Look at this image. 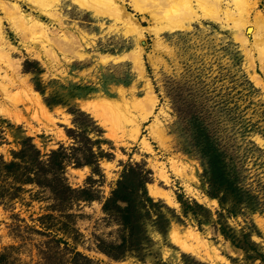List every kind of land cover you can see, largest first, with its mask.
Listing matches in <instances>:
<instances>
[{
  "label": "rangeland",
  "instance_id": "rangeland-1",
  "mask_svg": "<svg viewBox=\"0 0 264 264\" xmlns=\"http://www.w3.org/2000/svg\"><path fill=\"white\" fill-rule=\"evenodd\" d=\"M6 1L36 18L42 34L2 20L11 63L0 61V72L17 83L4 80L8 96L0 87L5 264H264V39L197 5V16L175 23L160 14L151 20V6L126 0L133 20L126 22L91 0L40 8ZM256 11L264 18V0L250 21ZM208 144L221 153L222 174L236 179L232 189L209 185L206 159L195 150ZM58 146L69 158L65 180L84 188L72 194L92 198L60 204L46 185L15 179L23 164L32 171L36 163L14 152L36 149L47 168ZM120 179L138 227L129 236L102 208Z\"/></svg>",
  "mask_w": 264,
  "mask_h": 264
},
{
  "label": "bare ground",
  "instance_id": "bare-ground-1",
  "mask_svg": "<svg viewBox=\"0 0 264 264\" xmlns=\"http://www.w3.org/2000/svg\"><path fill=\"white\" fill-rule=\"evenodd\" d=\"M35 4L37 5V7L40 8V5H44L46 2H52L53 0H34ZM88 1L89 3L91 1H93V3L97 6V7H103L104 11L102 13H106L109 16H112L113 18H119V20H125L127 21H133L131 20V14L129 12H127V10L125 9L124 3H126V0H85ZM131 5L135 6L136 8H138V3H143L144 5L147 4L149 6L152 7V9H150L148 11L149 16L151 17V20H154L156 18H159L160 15H162L161 17H165L166 20L172 18V20L180 18H188L191 17V15L197 16V12L195 11L194 5H197L198 7L202 8L205 10V12H209L210 15L213 13H217L216 15L218 16V14H222L225 13L226 17H230V19H232V21L234 22L235 25H237V27L240 28H247V30H250L251 28H253L252 30V35L255 39V41H261L264 39V18L262 17V15L259 13V11L255 12V15L253 17L254 22L250 21L249 17L251 16V12L255 11V6H256V1L257 0H228V1H224V0H128ZM49 3V4H50ZM92 3V2H91ZM52 4V3H51ZM50 4V5H51ZM49 6V5H48ZM46 7V6H45ZM95 7V9H97V11H99V8ZM47 9V8H46ZM0 10L1 13H3L2 15H0V61L1 62H5V63H11V61L9 62L8 59V54H7V47H8V41H6L4 32H3V25H2V20L3 19H7L9 21V23H11V25L19 30L20 32H35V33H40L38 35H41L42 33V24H40V22L34 18L32 15L29 14H25L20 5L17 3H10L7 2L6 0H0ZM142 11V10H141ZM202 11V10H201ZM204 13V12H203ZM51 14V13H50ZM160 14V15H159ZM206 14V13H205ZM52 15V14H51ZM159 15V17H158ZM194 16V17H195ZM220 16V15H219ZM153 18V19H152ZM220 18V17H219ZM173 20V21H174ZM179 21V20H178ZM177 21V22H178ZM175 22V21H174ZM174 22H170L171 24H174ZM253 24H252V23ZM176 23V22H175ZM249 24V25H248ZM251 24V25H250ZM170 26V25H169ZM173 26V25H171ZM137 27V25L135 26ZM172 29V28H171ZM45 30V29H44ZM38 31V32H37ZM244 31V30H243ZM30 33V35H31ZM46 33V32H45ZM34 34V33H33ZM23 36V35H22ZM47 36V35H46ZM28 37V36H27ZM33 37V36H32ZM44 37V36H43ZM25 38V37H24ZM45 38V37H44ZM41 39V37H40ZM51 39V38H50ZM58 40V39H57ZM52 43V42H51ZM61 43V42H60ZM54 44V43H53ZM57 44V43H56ZM59 44V43H58ZM71 46V45H70ZM44 47V46H43ZM9 49V48H8ZM140 50V49H139ZM54 53V52H53ZM51 54V52H50ZM47 55V54H46ZM104 55V54H103ZM123 56V55H122ZM101 57V55H100ZM103 58H105V55L102 56ZM107 57V56H106ZM120 56H111L112 60L113 59H117ZM131 57V56H130ZM262 57H264V51L262 53ZM102 58V59H103ZM109 58V57H108ZM140 60L137 58V61ZM102 61V60H101ZM139 62V61H138ZM137 62V63H138ZM136 65V64H135ZM19 67V66H18ZM135 67V66H134ZM10 68V67H9ZM7 71V70H6ZM19 72V71H18ZM4 74H1L0 72V87H1V91H3L5 93V95L10 94L9 93V89L8 86L6 85V82L4 80H6L8 83H16L15 81H13L12 79L9 78V75L7 76V74H5L6 72H3ZM141 74V73H140ZM19 81L21 83L22 86H25V88H28L29 91L31 92V87L30 85L25 81L24 78H21L19 76ZM7 83V84H8ZM10 84V85H11ZM17 84V83H16ZM149 88V87H148ZM27 89V90H28ZM26 90V89H25ZM147 90V89H146ZM23 91V90H22ZM33 91V90H32ZM151 91V90H150ZM25 92V91H23ZM27 93V92H26ZM31 96H30V100L39 108V110L41 111V113L44 115L48 114V110L47 107L42 104L38 94L36 92H31ZM13 95V94H11ZM25 95V94H24ZM150 98H148V100H154V96H152L151 94L149 95ZM11 97V96H10ZM7 98V97H6ZM12 98V97H11ZM8 99H10L8 97ZM14 99V98H13ZM12 102V101H11ZM14 102V100H13ZM155 102V101H154ZM153 101L151 102L154 103ZM109 105V104H108ZM153 105V104H152ZM151 105V107H152ZM85 106V105H84ZM88 106V105H87ZM114 106V105H113ZM119 107V106H118ZM117 107V108H118ZM110 108V107H107ZM106 108V109H107ZM116 108V107H113ZM120 108V107H119ZM118 108V109H119ZM104 109V108H103ZM112 109V108H111ZM148 106L147 109L145 108L144 111H148ZM117 109H114V112ZM108 112V110H107ZM111 112V111H109ZM123 112V111H122ZM118 113V112H117ZM114 114V113H113ZM127 114V113H126ZM143 115V112H142ZM118 117V116H117ZM114 118V117H113ZM135 124V123H134ZM137 126V125H136ZM134 127V126H133ZM156 130V129H155ZM154 133V132H153ZM160 135V134H159ZM155 190V189H154ZM150 191H153V189Z\"/></svg>",
  "mask_w": 264,
  "mask_h": 264
},
{
  "label": "trees",
  "instance_id": "trees-1",
  "mask_svg": "<svg viewBox=\"0 0 264 264\" xmlns=\"http://www.w3.org/2000/svg\"><path fill=\"white\" fill-rule=\"evenodd\" d=\"M46 103L49 104L50 102L46 100ZM75 112V109L73 110ZM179 118L183 119V116H179ZM197 118H195L196 120ZM197 132V128H194V134ZM196 151H198L200 154L204 156L206 159V172L210 174V186H219L224 183L225 187L228 189H232L234 185H236V179L235 178H228L225 177L222 174V168L220 164V152H217V148L214 146H211L210 144L206 145V147H196ZM16 153L18 157L23 159L26 157V160L28 159V162H35L36 165L32 171H29V167L26 164L22 165L23 172H20L18 175L14 176L15 179L19 180L20 182L25 181H34L37 184L40 185H46L49 190L52 193L53 198L58 203H63L64 201L72 200L73 198L81 197L82 199H88L92 198V196L88 194H84L81 196H76L72 194V191L74 190H80L83 191L84 188L80 187L77 189H74L71 187L68 182L65 180V177L63 175V168L66 161L69 160L67 154L64 152V148L61 146H58L55 149H51L50 153L48 155V158H46L45 163L47 164V168L40 167V163L44 162V160H40L38 158V150L35 149L33 155L29 154L24 148H20L18 151L14 152ZM92 153V151H91ZM11 164H17L14 163V161H9ZM74 160L73 164H77ZM131 165H128L130 167ZM97 168V157L96 154L94 155L93 162L91 164V170ZM32 172V175L29 173ZM145 172V171H144ZM142 172V169H140L139 179H138V185L141 188V193H145L144 189V182L146 180V176ZM50 175V176H47ZM123 182L121 179L117 181L116 186L110 191V194L106 196L102 202V208L109 214L113 216V218L121 225L124 229L127 230L128 236L131 234H135L138 227L135 225V219L133 214V208L132 203H130L129 197L124 194H119V187L120 183ZM3 197V194L0 193V198ZM147 200L150 201V197L146 195L145 197ZM139 202V203H138ZM139 206L141 205L144 207V201L138 200ZM232 211V209H230ZM158 229H162V225L157 226ZM4 251L0 252V264H5V255Z\"/></svg>",
  "mask_w": 264,
  "mask_h": 264
}]
</instances>
